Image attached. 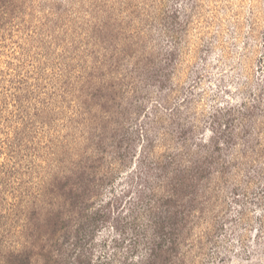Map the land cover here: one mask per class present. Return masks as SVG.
<instances>
[{
  "label": "trees",
  "instance_id": "obj_1",
  "mask_svg": "<svg viewBox=\"0 0 264 264\" xmlns=\"http://www.w3.org/2000/svg\"><path fill=\"white\" fill-rule=\"evenodd\" d=\"M196 8L0 0V264H264V60L188 78Z\"/></svg>",
  "mask_w": 264,
  "mask_h": 264
},
{
  "label": "rangeland",
  "instance_id": "obj_2",
  "mask_svg": "<svg viewBox=\"0 0 264 264\" xmlns=\"http://www.w3.org/2000/svg\"><path fill=\"white\" fill-rule=\"evenodd\" d=\"M189 33L192 51L187 58L192 66L188 78L196 70L201 71L199 86L208 92L230 84L233 93L229 95L233 97L237 95L236 85L242 80L249 77L255 81L262 77L264 0H197ZM252 188L258 190L255 185ZM251 198L253 194L245 205L256 215L254 211L260 208L252 205ZM255 246L256 254H262L264 259V236ZM231 264L250 263L234 257Z\"/></svg>",
  "mask_w": 264,
  "mask_h": 264
}]
</instances>
